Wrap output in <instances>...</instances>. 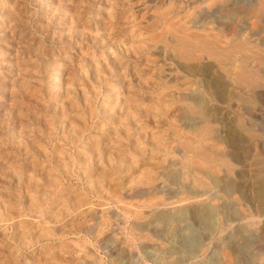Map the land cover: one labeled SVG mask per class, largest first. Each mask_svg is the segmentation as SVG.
Masks as SVG:
<instances>
[{"label":"rangeland","instance_id":"374dc122","mask_svg":"<svg viewBox=\"0 0 264 264\" xmlns=\"http://www.w3.org/2000/svg\"><path fill=\"white\" fill-rule=\"evenodd\" d=\"M181 1L0 0V264H264V17L186 59Z\"/></svg>","mask_w":264,"mask_h":264},{"label":"bare ground","instance_id":"6f19581e","mask_svg":"<svg viewBox=\"0 0 264 264\" xmlns=\"http://www.w3.org/2000/svg\"><path fill=\"white\" fill-rule=\"evenodd\" d=\"M172 1L175 2L176 0H172ZM238 1L240 3L241 2L247 3L248 1L251 2V0H185V1H183L185 4H184V6H181V10L182 11L185 10L186 11V15L181 17V18L177 16V18L179 19V23H180V25L178 26L179 27L178 29H176V27H175L176 23H173L171 28H173V30H176L177 33L179 32L180 36L185 37V39H186L185 41L188 42V43L180 44V46H179V50L181 51V54H182V56L184 58L193 59L192 52L195 51L194 49H196V51H199V46H200V51L208 49L209 51L212 52L213 56H215L216 54H218V55H221V54L223 55L224 54L223 51H225V50H221L220 46L222 44L226 45L227 43H226V41H224L222 39V32L225 30V28L229 29L230 21L226 20V19L228 18V15H231V14L233 15V13L236 11V9H237L236 6H238L236 4V2H238ZM240 5H242V4H240ZM190 6H193V11L191 13H190V10L192 8H190ZM240 9H241V7H240ZM249 9L251 10V13L255 15L256 20L260 22L263 19V17H264V0H256V2H252L250 7H249ZM164 13H166V12H164ZM178 13L179 12H177V14ZM195 19H198V20L194 21ZM199 20H202V21H199ZM161 21H162V18H161V20L159 22H161ZM198 21H199V23H198ZM187 23H194V24L197 23V25H196L197 27H199V26L203 27L202 25H204V26L208 25L209 26V28H208L209 32H207V33L203 32V34H202V33L196 32V31H191L190 28H188ZM165 25H166V23H163V25H162V27L160 29L161 33H163V34H161V37H165L163 35L167 34V32L164 30ZM253 28L254 27H252V29ZM184 29H187V30H185L187 32H184ZM168 32L170 33L172 31L168 30ZM189 38L192 40V41L190 40L191 42L188 41ZM248 38H250V37H248ZM207 44H209V46H207ZM229 44H231V42ZM230 47H231V45H230ZM220 76H221V74H220ZM231 76H232V81L234 83L244 85V86H246V88L248 90H252L253 88H256L258 86L260 80H261V77L263 78V76L260 77L259 73L256 70L248 69L247 65L244 64V63L237 64L236 67H235V70H233V74H231ZM216 86H218V85H216ZM260 97L262 99H264V95H261ZM250 116L254 117L252 113H251ZM203 131H204V129H203ZM7 138H8V136H7ZM194 150H196V149H194ZM201 156L205 160H209V159H211V157L213 155L209 154L204 149V150L201 151ZM209 167L212 170L216 169L214 166H209ZM229 171H231V170H229ZM217 182L219 183V181H217ZM263 185H264V182H263ZM262 198H264V190H263ZM214 202H215V200H214ZM215 205H216V202H215ZM187 211H191V213L193 214V216L195 217V219L197 221L203 222V223H206V221H207V224L208 225L210 224L208 222L210 220V215L205 213V212H203V209H201L200 205H198V206H195V205H189V206L186 205V206H184L183 205L182 207L176 209V211L174 213V216L183 217ZM263 231H264V227H263ZM244 232H245V236L250 238L251 236L254 235L255 231H253L252 228H248L247 230H244ZM243 248H244V246H240V245H236L235 244L230 249H231L233 254H236L238 256L241 253V250ZM188 253H190L189 250H188L187 254ZM157 256H158V258H161V259L163 258L162 254H159ZM187 257L188 258H185L184 260L188 261L189 264H193V260L195 259L196 256L195 255L191 256V254H190ZM182 261L183 260H181V262ZM199 263L200 262H197V264H199ZM204 263L201 262L200 264H204ZM205 264H220V263L215 258L214 261H206Z\"/></svg>","mask_w":264,"mask_h":264}]
</instances>
